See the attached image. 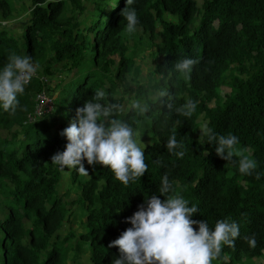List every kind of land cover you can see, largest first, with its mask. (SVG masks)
<instances>
[{
    "label": "trees",
    "instance_id": "16d2710c",
    "mask_svg": "<svg viewBox=\"0 0 264 264\" xmlns=\"http://www.w3.org/2000/svg\"><path fill=\"white\" fill-rule=\"evenodd\" d=\"M125 7L126 0H31L18 40L0 28V67L10 52L27 54L39 64L38 76L18 96L15 115L0 109V204L7 212L0 221V264H67L73 253L72 264L83 249L91 264H112L119 249L108 245L131 227L125 220L145 198L164 199L159 187L165 174L189 206L197 205L193 220L207 221L213 229L222 219L238 223L234 248L224 246L212 264L264 261V0H134L129 7L137 12L136 29L150 36V47L161 58L144 81L127 55L130 35L121 15ZM12 10L8 0H0L5 18ZM167 14L175 21L166 20ZM112 56L118 58L115 69ZM185 57L199 63L190 79H178L173 64ZM56 72L71 73V79L57 81ZM161 72H171V110L149 98L164 85ZM45 77L54 78L52 87ZM222 87L229 89L224 97ZM96 90L106 92L111 102L125 105L138 98L152 105L137 123L131 112L119 116L150 135L152 142L145 146L148 170L124 186L109 169L84 161L89 176L72 170L73 193H59L61 171L51 163V156L67 143L59 133ZM41 92L51 98L56 94L53 110L31 124L27 120L34 97ZM188 99L197 101L195 112L178 115L175 108ZM200 116L216 134L238 137L237 147L246 148L257 161L252 175L240 174L237 157L221 159L216 145L200 138ZM173 130L184 145L183 158L167 151ZM79 222L82 233L71 229ZM64 225L68 233L61 235ZM253 235L255 248L244 239Z\"/></svg>",
    "mask_w": 264,
    "mask_h": 264
},
{
    "label": "clouds",
    "instance_id": "9594fccd",
    "mask_svg": "<svg viewBox=\"0 0 264 264\" xmlns=\"http://www.w3.org/2000/svg\"><path fill=\"white\" fill-rule=\"evenodd\" d=\"M133 2L126 0V7L121 12L126 21L124 31L129 35L139 23L136 10L129 7ZM198 63V59L185 57L173 64L172 71L179 74L178 79H190ZM38 68L39 64L34 63L31 56L9 53L7 62L0 67V109L15 115L20 108L18 96L24 94ZM170 76L171 72L159 73L158 78L164 85L149 97L156 103L161 101L168 110L172 109L171 101L174 99L167 87ZM107 95L103 90H96L90 100L77 108L75 119L59 133L67 140L64 150L52 155L51 163L66 175L76 170L81 176H89L84 161L89 166L98 164L109 169L121 184L128 186L145 175L148 165L140 132L119 116L126 111L131 112L133 123H137L136 118L146 117L152 105L145 99L132 98L125 106L107 100ZM135 95L132 94L133 97ZM196 108L197 101L188 99L176 107L175 112L191 117ZM200 132V138L206 136L209 144L216 145V154L221 159L232 161L234 157L238 158L240 174L250 176L258 168L257 161L246 154L248 150L237 147V136L232 133L218 135L207 125ZM166 148L178 158L185 155L184 145L177 141L175 130ZM255 178L260 179L258 172ZM159 193L164 199L156 195L145 198L138 210L125 220L131 227L108 245L119 249V258L112 264H212L220 258L224 246L234 248L240 234L238 223L222 219L215 223L213 229L207 221L193 220L199 211L197 205L189 206L190 201L174 190L167 174L161 178ZM244 239L251 248L256 247L254 235Z\"/></svg>",
    "mask_w": 264,
    "mask_h": 264
},
{
    "label": "rangeland",
    "instance_id": "374dc122",
    "mask_svg": "<svg viewBox=\"0 0 264 264\" xmlns=\"http://www.w3.org/2000/svg\"><path fill=\"white\" fill-rule=\"evenodd\" d=\"M8 2L12 5L13 10L11 11V13L5 18L1 11H0V28H4L7 30H10L9 35L18 40L22 33H23V24L29 19L30 17V5H31V0H8ZM198 6L200 7V1H197ZM84 5H86L87 7L90 8V3L89 2H84ZM165 19L169 20V21H175V18H173L170 15H165ZM197 24V21L194 22V25ZM159 30V28H158ZM150 36L149 35H143L142 31L140 29H136L132 35L127 37V47H128V52L127 55L132 57L134 59V62L137 66L140 67V71H141V76H140V80L144 81V79L149 76L153 70L154 67L156 65V63H158L160 61V57L156 54V51L154 48L150 47ZM154 43H158L157 40H155ZM111 59L113 60V65L112 67L117 66L118 64V58L117 56H112ZM56 67V66H54ZM53 67V68H54ZM52 68V70H53ZM114 69L113 72H114ZM58 70V69H57ZM56 76V80H62V81H67L69 79H71L72 74H68V75H58V73L56 72L55 74ZM46 80L48 81V85L50 84L51 87L54 85V78H49V77H45ZM117 94H120L121 90L118 89ZM229 93V89L226 87H222L220 88V94L221 96H225ZM56 95V94H55ZM53 96V99L56 96ZM118 96V95H117ZM125 98L127 97V95H123ZM51 103L49 102L48 99H45V101L42 103V105L37 104V111L41 110L43 107L45 106H50ZM128 103L126 102L125 106H127ZM212 106V105H211ZM197 124H198V132L201 135L200 129L206 125L205 120L203 119V116H200L197 119ZM141 142L146 146L147 144L151 143V137L150 135H148L145 131H141ZM65 171H67V169H65ZM84 177V176H83ZM57 191L59 193L65 192V191H70V193H73V189H71V180H70V174H65L64 172H61V176H60V182L57 186ZM66 202H70V198L65 200ZM74 209V207H72ZM7 212L4 210H2V206L0 204V221L2 219H4V217L6 216ZM71 226V225H70ZM72 231H76L77 233H82L83 229L80 227V222L79 224L76 223L74 225L71 226ZM61 235H66V233H68V229H67V225L62 226L61 230ZM85 248V247H83ZM73 257V253L72 256L70 255L68 257L67 260V264H71V258ZM77 262V263H76ZM75 263L72 264H91L90 260H89V254L88 252L83 249L81 251V254L78 258V260ZM264 261L262 259H253L251 264H263ZM242 264H247L244 260L242 262Z\"/></svg>",
    "mask_w": 264,
    "mask_h": 264
},
{
    "label": "built area",
    "instance_id": "2783aa9c",
    "mask_svg": "<svg viewBox=\"0 0 264 264\" xmlns=\"http://www.w3.org/2000/svg\"><path fill=\"white\" fill-rule=\"evenodd\" d=\"M37 76H38V72L34 75L32 80L34 78H36ZM43 79L44 78H41L42 81H43ZM45 99H48L49 102L51 103V105L50 106H45L40 111L39 110L37 111V104L42 105V103L45 101ZM52 100H54L53 97L51 98L45 92L36 93L35 97H34L35 108H34L33 114L31 116H29L28 122L35 123L38 119H42L43 117H45V115L50 114L52 112V110H53Z\"/></svg>",
    "mask_w": 264,
    "mask_h": 264
}]
</instances>
